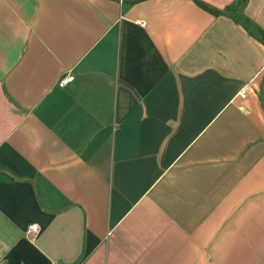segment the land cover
Returning a JSON list of instances; mask_svg holds the SVG:
<instances>
[{
	"label": "crops",
	"instance_id": "crops-1",
	"mask_svg": "<svg viewBox=\"0 0 264 264\" xmlns=\"http://www.w3.org/2000/svg\"><path fill=\"white\" fill-rule=\"evenodd\" d=\"M128 1L0 0V264H264V45Z\"/></svg>",
	"mask_w": 264,
	"mask_h": 264
},
{
	"label": "trees",
	"instance_id": "trees-1",
	"mask_svg": "<svg viewBox=\"0 0 264 264\" xmlns=\"http://www.w3.org/2000/svg\"><path fill=\"white\" fill-rule=\"evenodd\" d=\"M137 1L139 0H129L125 3L131 5ZM194 2L197 6L208 11L214 16H225L231 19L234 23L241 25L251 37L258 40L264 45V30L244 14V10L248 3V0H234L232 4L222 10L216 9L199 0H194ZM259 98L264 110V83L261 85Z\"/></svg>",
	"mask_w": 264,
	"mask_h": 264
},
{
	"label": "built area",
	"instance_id": "built-area-1",
	"mask_svg": "<svg viewBox=\"0 0 264 264\" xmlns=\"http://www.w3.org/2000/svg\"><path fill=\"white\" fill-rule=\"evenodd\" d=\"M74 81V76L72 74H64L63 76H61L58 81H57V84L56 86L59 87V88H63L65 87L67 84L71 83ZM241 98H245L246 94H245V91L242 90V92L240 93L239 95ZM38 231V226L33 224L29 227V231H28V236L30 237L32 234H35L37 233Z\"/></svg>",
	"mask_w": 264,
	"mask_h": 264
},
{
	"label": "rangeland",
	"instance_id": "rangeland-1",
	"mask_svg": "<svg viewBox=\"0 0 264 264\" xmlns=\"http://www.w3.org/2000/svg\"><path fill=\"white\" fill-rule=\"evenodd\" d=\"M7 126H8V122L6 123V125L5 124L3 126L0 125V136H1L2 132L5 131Z\"/></svg>",
	"mask_w": 264,
	"mask_h": 264
}]
</instances>
